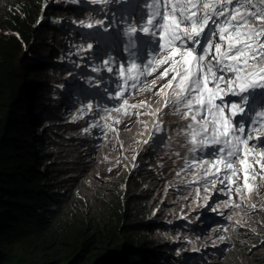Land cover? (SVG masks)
Segmentation results:
<instances>
[{
  "label": "trees",
  "instance_id": "16d2710c",
  "mask_svg": "<svg viewBox=\"0 0 264 264\" xmlns=\"http://www.w3.org/2000/svg\"><path fill=\"white\" fill-rule=\"evenodd\" d=\"M71 1L0 0V264H173L155 235L166 218L152 216L163 184L156 141L139 140L137 168L95 193L83 187V152L51 163L64 100L48 72L65 44L63 21L79 14ZM239 234L227 264H264V236Z\"/></svg>",
  "mask_w": 264,
  "mask_h": 264
},
{
  "label": "snow or ice",
  "instance_id": "6c2138e0",
  "mask_svg": "<svg viewBox=\"0 0 264 264\" xmlns=\"http://www.w3.org/2000/svg\"><path fill=\"white\" fill-rule=\"evenodd\" d=\"M130 7L132 12L119 17L129 58L117 63L109 56L102 61L108 73L116 66L115 92L109 99L119 101L103 112L131 115L132 109L138 117L159 119L162 108H169L180 115L187 121L182 134L189 151L199 157L189 166L203 167L202 179L212 188L219 182L222 188L217 191L229 197L225 204L239 207L233 195L246 199L245 190L253 191L257 178L261 183L256 190L264 187V0H134ZM117 19L113 13L108 27L102 20L95 23L108 31L118 26ZM164 65L149 85L147 77ZM169 74L154 93L162 107L152 109L148 101L129 104L130 96L151 91ZM85 108L91 110L93 104ZM145 108L149 111L142 113ZM161 130L159 123L154 125L149 139Z\"/></svg>",
  "mask_w": 264,
  "mask_h": 264
},
{
  "label": "clouds",
  "instance_id": "9594fccd",
  "mask_svg": "<svg viewBox=\"0 0 264 264\" xmlns=\"http://www.w3.org/2000/svg\"><path fill=\"white\" fill-rule=\"evenodd\" d=\"M99 4V3H98ZM78 9V5L76 6ZM93 11V10H92ZM95 13V10L93 11ZM72 17V16H71ZM70 17V18H71ZM70 21V20H69ZM67 21H63L68 23ZM66 27V24H65ZM69 39H73V33H71V35L68 37ZM74 44H70L65 52L66 55L71 51V53L74 52V50L72 49V46ZM123 42H120V44H118V47L122 46ZM95 48V47H94ZM61 52H57V56L55 58V63L53 64L54 67H52V69L48 72V75L50 76L48 81H47V87L51 88V86L56 83L58 84L59 88L62 86L61 83L64 81L66 82V88L64 87V89H69V91L65 90V99L70 98V96L72 97L73 95H71L70 93L72 91H75L74 89H77L78 87H81L82 85L84 86V82H86L88 79V77L93 76L95 74H97L99 72V69L97 64H90V68L89 71L87 73H85V67L87 62H89L86 58L82 57H77L73 55L69 56V60L67 59H58V56L60 55ZM95 56V55H94ZM92 57V56H91ZM74 58V59H73ZM71 61L73 62L72 65L70 64ZM66 63V64H65ZM61 65V66H58ZM77 66H80L81 68V73L80 71L77 70ZM89 66V65H87ZM69 67V69L67 70V75L71 76L69 77V80H65L63 78L64 75H60V73H57L58 70H60L61 73L64 74V68ZM93 69H97V71H93ZM81 73V75H80ZM159 76V75H157ZM79 77V81L80 83L77 81ZM156 77V76H154ZM60 81H62L60 83ZM160 81H158L157 85L155 86V88H153L151 91H145V92H141L140 97L137 101H148L151 103L152 109L155 108L156 103L155 98H157L154 93L159 89L160 87ZM115 92V87L110 91L109 94ZM49 94L52 95L53 93L51 91H49ZM63 95V93H61ZM60 94V95H61ZM61 95V96H62ZM100 95V94H99ZM145 98H144V96ZM101 96V95H100ZM109 96V95H108ZM63 97V96H62ZM105 100V99H104ZM117 101V100H116ZM119 103V101H117ZM89 103L93 104V108L91 110L86 111L83 114V117L85 120L88 121V116L92 115L93 113H95L97 111L96 106L94 104H96V102H92L89 101ZM130 104V103H129ZM136 104V103H135ZM139 104V103H138ZM131 105V104H130ZM67 107V106H66ZM105 107L107 108H111V104L110 103H106ZM104 107V108H105ZM160 107H162V105H160ZM70 112H72V108L71 107H67ZM128 111L131 113V115L135 114V110L132 109H128ZM140 111L143 112H147L149 111V109H140ZM170 111V110H169ZM110 116L107 118L106 114L103 112V110L101 109V111L99 112L97 118L95 120H93L90 124H84L80 127V129L82 130V128H84L82 130L84 136L86 137V139L88 141H91L93 143H101V139H104V146H103V152H108L109 151V158L111 160H115L118 157H121V150L124 149L125 147L129 146V142L131 141L130 137H122L123 135L122 133V129H126L129 122L133 121L131 124H133L134 126V130L136 132V129H139V132L137 135H140V133L142 131H144L146 128L148 127H153L155 124L162 122L163 119H161L159 117V119H157L154 116L151 115H140V119L138 121H134V120H130V117H125L124 115H119L115 112H112L110 114ZM130 116V115H129ZM91 117V116H90ZM174 117V114L169 113V116L165 118V120H169L171 118ZM69 115L67 110L65 109H61V122L63 125V128L61 129L63 135H62V140L61 141V147H60V151H58L59 149H57V151L55 152V156L53 159V161L51 162L52 164L59 162L60 161V154L63 153V159H62V163L66 162L68 159H70V157H73L76 152L82 153L81 150L77 149V147L75 145H77V142L75 139L71 138V135L69 133V128L72 124V122L69 121ZM117 118H119V123H116L115 121L117 120ZM164 120V121H165ZM114 121V123L112 124L111 128L106 127L107 125H111V123ZM80 124H82V122H80ZM94 124H99V126L97 127H93ZM128 124V125H127ZM85 129H88L87 131H85ZM103 129V131H102ZM112 129H115V131H113ZM105 132L107 133L105 135ZM121 135V136H120ZM107 136H112L111 139L106 140ZM116 138H119L118 140H116ZM63 146V148H62ZM62 151V152H61ZM139 151L135 152L133 155L131 156H126L125 160L127 161V163L129 162L130 167L133 168V163L137 160V156H138ZM119 154V155H117ZM53 155V154H52ZM130 157H132V161H130ZM107 159V157H105ZM50 163V164H51ZM115 163V162H114ZM154 171L159 175V177H161V173L155 168ZM188 173V172H187ZM189 174L190 176H199L196 172H191L189 169ZM163 183V180H162ZM235 187V186H234ZM164 188V187H163ZM162 188V189H163ZM204 194V193H203ZM250 198V196H249ZM249 198L247 199V202H249ZM226 199V195L223 193L221 195H219L218 193H214L211 196L208 193H205L201 198H200V203L198 205H196L197 207V211H198V216L195 220H202L201 216L203 217H208L210 219H214V217H216L215 215L218 214L219 209L215 208L214 205H219L221 202H224ZM229 200V197L227 198ZM231 200L233 201L232 197ZM251 200H255L256 203L254 205H256V207H259L260 209L264 210V187L258 189L257 191L252 193V197ZM216 209V211H213V208ZM232 204H228L229 209L231 208ZM228 207L224 206L222 208V211L227 212L229 211ZM243 211L238 212L237 214H235V216H233V218L231 219L228 228L224 231H219V230H215L212 235L210 237L207 236H202L201 235V230L200 229H204L205 227L207 228L208 224H201V225H197L198 227H196L195 225L189 224L190 221H185L182 229H180L182 232H184L185 234L190 233L192 235V237L196 240L195 242V246L194 247H187L190 243L188 242L185 247V249H176L173 248L172 244H169L168 246H164V248H166L168 250V253L172 256L173 258V264H227L228 260L230 258L233 257L232 252H235L236 250L240 251V246L238 245L237 242V237L238 235H240L239 233H245V234H241L243 237H247L245 236L247 233L253 232L256 236L257 239H261L264 236V212H260L259 215H255L253 217V219H257L260 224H253V230L252 227L250 225H248L247 227H240L238 228V222L244 218H249V215L252 211L249 208V204H245V207H243ZM228 213V212H227ZM230 213V211H229ZM163 217H165L163 215ZM165 224L167 226H170L172 223V219L170 216L165 217ZM171 219V220H169ZM190 220H194L191 218H188ZM175 221V220H174ZM186 223H188L189 225H185ZM194 227V231L191 232L192 228ZM164 228V227H163ZM212 227H209V229H211ZM167 230V228H166ZM165 230H162V232ZM197 234H194L196 233ZM202 232H204L202 230ZM221 237H223V239H221ZM248 240H252L250 238H248ZM164 244V242H163ZM180 248L183 246H179ZM264 247V245H263ZM181 250V251H180ZM241 257V256H239Z\"/></svg>",
  "mask_w": 264,
  "mask_h": 264
},
{
  "label": "rangeland",
  "instance_id": "374dc122",
  "mask_svg": "<svg viewBox=\"0 0 264 264\" xmlns=\"http://www.w3.org/2000/svg\"><path fill=\"white\" fill-rule=\"evenodd\" d=\"M107 1V0H106ZM110 1V0H108ZM77 3H79L80 5L83 4H88L89 2H91L90 0H76ZM109 2H107L106 7H102L99 6L100 9L102 10H106V8H110L109 6ZM80 11H82L84 13V9H81ZM76 19V18H75ZM79 20H82V18H78ZM77 21L75 20L72 23V28H75L74 25H77ZM93 31V30H92ZM95 31V30H94ZM70 36V33H69ZM79 46H75V50H74V56H77V53L79 52ZM73 53H71V51L66 55V52H62L60 53V55L58 56V59H67L69 60V56L73 55ZM96 54V48L93 49L92 54H91V58L93 59L94 55ZM66 64V63H65ZM61 66V65H58ZM69 69V67L64 68V74L60 72V70L57 71V73H60V75H64L63 79L65 80H69V77L67 75V70ZM77 70L81 72V68L80 66H77ZM82 73V72H81ZM80 73V75H81ZM83 74V73H82ZM89 78V77H88ZM79 83V77L77 80ZM62 81H60L61 83ZM56 84V83H55ZM66 82H62L61 85L64 86L66 88ZM57 85V84H56ZM86 85L82 86V87H78V89L74 92H79L80 89L85 90L87 89L85 87ZM58 87V85H57ZM56 87V88H57ZM59 88V87H58ZM74 92H71L72 94ZM110 103L111 106L116 105L114 102H107ZM98 105V103H97ZM105 106H101V108H97V111L95 113H93L91 115V118L93 120H95L99 114V112L101 111V109H103ZM147 109V108H146ZM107 118L112 117L110 115H106ZM125 117H130V120H134V121H138L140 119V117H138L136 114L134 115H124ZM169 114L166 116V114L163 117H168ZM165 118H163L162 122H160L159 124L161 125L162 130L159 132H155L151 139H149V133L153 132V127H148L147 129H145L144 131H142L140 133V135H137L139 132V129H136V132L133 131L134 130V126L133 124H131L133 121L129 122L126 129H122V133L123 135L122 137H130L131 141L129 142V146L125 147L124 149L121 150V157L115 159L114 161L111 160L109 158V151L107 152H103V144H104V139H101V143H93L91 141H88L86 139V137L84 136L83 132L81 129L76 128L75 130H69V133L73 136H71V138L75 139L77 142V145H75L77 147V149L79 150H83L82 152V157H83V163L82 165L86 166L88 168V182L87 184H85V186H83L84 188H86L87 190H89L91 193H95L97 190H104V188L109 187V183L111 180H113L114 177L119 178L120 175H122V173L127 170V168H129V162L127 164V161L125 160L126 156H131L136 152L137 148V144L139 142V140L142 141H156V150H157V155H156V161H155V168L161 173V180H163V184L159 193V199L157 200V204L155 206V210L152 214V216H157V213H159V215H164L165 217L170 216L172 219V223L170 226L167 225H161L160 227H158V229L155 232V235H161V239L164 242V246H168L169 244L173 245V248L176 249H185L186 245L188 242L190 243L187 247L191 248L195 246V242L196 240L192 237V235L190 233L187 232V234H185L184 232H182L180 229H182L185 221H190V219H196L198 216V211H197V207L196 205L191 201V197L190 194L188 193V189H184L183 186L181 185L180 180L175 177V169L176 170H182V166L179 162H177L175 164V166L173 165V159L171 158V156H169V154H167V146L165 145V140L163 139L165 137L166 134H168L171 129H170V125L171 123L169 122V120H165ZM175 120H179V118L174 117ZM165 120V121H164ZM114 123V121L111 123ZM156 125V124H155ZM73 127H77L74 123H72ZM112 136H107L106 140L111 139ZM119 138H116V140H118ZM189 144L186 141V145ZM187 147V146H186ZM173 151H177V147L176 145L174 147H172ZM81 154V153H80ZM79 154V155H80ZM119 155V154H117ZM107 157V159L105 158ZM178 158L181 159L182 155H178ZM115 162V163H114ZM183 163V162H181ZM186 163H188L186 161ZM133 168H137V163L136 161L133 163ZM189 169H191V167L188 165V167L183 170L182 174H186L189 175ZM188 172V173H187ZM191 178H194L193 176H188L187 180L182 181L183 183H185L186 181H191ZM160 180V179H159ZM164 187V188H163ZM193 185L190 186V188L192 189ZM163 188V189H162ZM99 193V192H98ZM251 197L252 194L249 198V205H251ZM233 200H236L239 204L238 209H235V211L230 215V218L228 219V221H230L233 216H235V214H237L238 212L243 211V207H245V203H243V200H241L238 196L233 195L232 197ZM226 202V201H225ZM225 202H221L219 205H214L216 208L219 209V211L222 213V215H224L226 217L227 212H222V208L225 206L228 207V205L225 204ZM210 208H213L210 207ZM250 210L252 211L249 215V218H244L242 220H240L238 223V228L240 227H247L248 225H250L251 227L253 226V224L258 223L257 219H253V217L255 215H259L260 212H264V210L260 209L259 207H256L255 209H253L252 207H250ZM229 209V207H228ZM232 209V208H231ZM245 210V209H244ZM169 219V220H171ZM175 220V221H174ZM186 225V224H185ZM164 227V228H163ZM166 228L168 230H166ZM162 230H165L162 232ZM201 231H205L206 233L210 232L211 230L209 229V226L204 229H200ZM253 230V227H252ZM194 231V227L192 228L191 232ZM153 239V238H152ZM179 246H183V247H179ZM181 251V250H180Z\"/></svg>",
  "mask_w": 264,
  "mask_h": 264
},
{
  "label": "bare ground",
  "instance_id": "6f19581e",
  "mask_svg": "<svg viewBox=\"0 0 264 264\" xmlns=\"http://www.w3.org/2000/svg\"><path fill=\"white\" fill-rule=\"evenodd\" d=\"M4 8V7H3ZM120 13H119V15H117L116 17L119 19V17L121 16V15H123V13H121V12H123V11H119ZM114 13H116V11L114 12ZM104 30L103 29H101L100 31H98L97 32V35H100L99 36V39H97L96 40V54H97V52H98V50H101L103 47H102V43L100 42L101 40H102V36H103V34H104ZM137 35V34H136ZM96 58H99V55H97V57ZM95 57H93V61H95V59H96ZM75 91L77 90V89H74ZM88 90H89V88H87V89H85V90H82V89H80L79 90V92H88ZM72 92H74V91H72ZM100 95H102V94H100ZM99 95V96H100ZM91 101L92 102H96V99L95 98H92L91 99ZM100 102H97L100 106H105L106 105V103L107 102H114L115 104H118V102L116 101V100H111V99H109V96L108 95H106V97H105V100H99ZM186 141L188 142V140L186 139ZM187 146V145H186ZM194 160V159H193Z\"/></svg>",
  "mask_w": 264,
  "mask_h": 264
}]
</instances>
